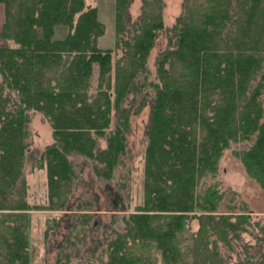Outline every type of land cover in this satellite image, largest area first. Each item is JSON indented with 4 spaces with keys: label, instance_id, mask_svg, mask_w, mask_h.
I'll list each match as a JSON object with an SVG mask.
<instances>
[{
    "label": "trees",
    "instance_id": "1",
    "mask_svg": "<svg viewBox=\"0 0 264 264\" xmlns=\"http://www.w3.org/2000/svg\"><path fill=\"white\" fill-rule=\"evenodd\" d=\"M133 2L114 1V47L99 49L105 28L84 0H0V264H31L29 212L70 214L67 248L95 224L91 202L74 207L72 159L88 161L97 179L114 178L128 155L130 96L139 108L149 102L143 201L112 231L100 264H264V221L228 203L222 211L226 194L202 185L238 145L232 155L264 190V0H183L170 28L164 0H140L134 21ZM59 26L67 32L55 38ZM161 34L167 45L151 79ZM31 113L52 131L32 165L46 174L45 205L28 200ZM67 248L54 264H70Z\"/></svg>",
    "mask_w": 264,
    "mask_h": 264
},
{
    "label": "rangeland",
    "instance_id": "2",
    "mask_svg": "<svg viewBox=\"0 0 264 264\" xmlns=\"http://www.w3.org/2000/svg\"><path fill=\"white\" fill-rule=\"evenodd\" d=\"M86 6L97 8L98 20L104 25L105 32L98 38L99 49H112L115 42L114 30V1L115 0H84ZM183 0H164L163 9L164 25L170 28L175 18L181 13ZM140 0H134L129 8L130 18L136 20L140 15ZM4 23V8L0 4V31ZM65 27H56L55 38H62L66 34ZM12 46V44L10 43ZM167 40L164 34L159 35L148 57V69L151 79L155 77V61L158 54L166 48ZM120 52L117 53V56ZM115 59V56L114 58ZM139 97V96H138ZM136 100L129 97L132 112L130 127L127 132L128 155L123 158L121 165L115 171L114 178L110 182H104L93 176L91 166L83 158H73L72 162L78 173L77 189L73 195L74 207L80 202H91L88 213L93 214L95 224L88 226L80 236L81 241H75L74 234L70 240L75 241V247L67 248L65 239L69 229L66 221L71 217L66 212L32 211V226L29 227L31 241V264H54L59 255V250L67 248L71 253L70 264H100V252L111 238L112 231L122 227L121 218L134 212L135 208L143 201V154L146 146L145 130L149 120V102L144 101V106L139 108L140 98ZM128 105V104H127ZM124 105V106H127ZM30 153L26 164V178L28 183V200L32 205H45L47 203L46 174L43 170L32 168L33 160L39 156L52 141V131L39 113L30 114ZM105 142L101 141V147ZM240 146L232 145L224 151L215 176L202 180L203 186L216 185L226 194L224 204L220 206L226 211L225 204L229 207L236 206L237 210L246 209L251 215L252 222L264 221V190L250 179L239 161L232 155L233 150H239ZM77 209V208H76ZM63 217L57 228L50 231L48 237L45 233L54 218ZM31 224V219H30ZM197 222L190 224V230H197ZM243 241L254 244V240L244 234ZM104 258V257H102ZM236 261L233 255L231 263Z\"/></svg>",
    "mask_w": 264,
    "mask_h": 264
},
{
    "label": "crops",
    "instance_id": "3",
    "mask_svg": "<svg viewBox=\"0 0 264 264\" xmlns=\"http://www.w3.org/2000/svg\"><path fill=\"white\" fill-rule=\"evenodd\" d=\"M44 171V170H43ZM29 216H30V219H31V224H30V227L32 226V220H33V218H32V215H31V212H29Z\"/></svg>",
    "mask_w": 264,
    "mask_h": 264
}]
</instances>
